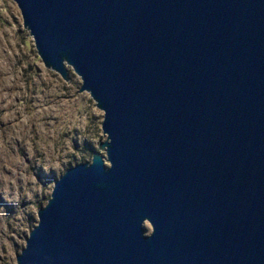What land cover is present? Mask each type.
I'll return each mask as SVG.
<instances>
[{
	"label": "water",
	"instance_id": "95a60500",
	"mask_svg": "<svg viewBox=\"0 0 264 264\" xmlns=\"http://www.w3.org/2000/svg\"><path fill=\"white\" fill-rule=\"evenodd\" d=\"M13 1L106 136L16 264H264V0Z\"/></svg>",
	"mask_w": 264,
	"mask_h": 264
},
{
	"label": "rangeland",
	"instance_id": "374dc122",
	"mask_svg": "<svg viewBox=\"0 0 264 264\" xmlns=\"http://www.w3.org/2000/svg\"><path fill=\"white\" fill-rule=\"evenodd\" d=\"M80 85L72 69L65 81L43 65L16 3L0 0V264H16L55 179L106 137Z\"/></svg>",
	"mask_w": 264,
	"mask_h": 264
}]
</instances>
